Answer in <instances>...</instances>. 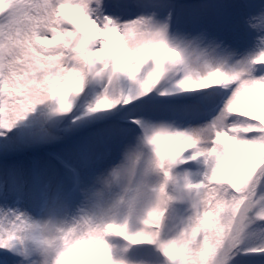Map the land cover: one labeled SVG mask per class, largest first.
I'll return each instance as SVG.
<instances>
[{
	"label": "snow or ice",
	"instance_id": "1",
	"mask_svg": "<svg viewBox=\"0 0 264 264\" xmlns=\"http://www.w3.org/2000/svg\"><path fill=\"white\" fill-rule=\"evenodd\" d=\"M70 134L0 172V264L13 217L86 218L65 264H264V3L0 0V155Z\"/></svg>",
	"mask_w": 264,
	"mask_h": 264
},
{
	"label": "clouds",
	"instance_id": "2",
	"mask_svg": "<svg viewBox=\"0 0 264 264\" xmlns=\"http://www.w3.org/2000/svg\"><path fill=\"white\" fill-rule=\"evenodd\" d=\"M5 223L6 226L9 223L16 225L20 242L29 250L26 264H65L66 254L72 245L90 230V224L84 217L57 221L36 218L28 223L13 217Z\"/></svg>",
	"mask_w": 264,
	"mask_h": 264
},
{
	"label": "rangeland",
	"instance_id": "3",
	"mask_svg": "<svg viewBox=\"0 0 264 264\" xmlns=\"http://www.w3.org/2000/svg\"><path fill=\"white\" fill-rule=\"evenodd\" d=\"M233 2H242V0H233ZM249 2L260 4L264 3V0H249ZM80 135L82 134H70L59 141L38 145L20 155H0V172L7 166L23 168L26 171L35 168L42 170L47 178L58 180L64 177L60 159L68 157Z\"/></svg>",
	"mask_w": 264,
	"mask_h": 264
},
{
	"label": "bare ground",
	"instance_id": "4",
	"mask_svg": "<svg viewBox=\"0 0 264 264\" xmlns=\"http://www.w3.org/2000/svg\"><path fill=\"white\" fill-rule=\"evenodd\" d=\"M57 160V159H56ZM58 161V160H57ZM60 163V162H59ZM60 167H61V164H60ZM62 172H64V171H62ZM64 177H61V178H58V179H63Z\"/></svg>",
	"mask_w": 264,
	"mask_h": 264
}]
</instances>
